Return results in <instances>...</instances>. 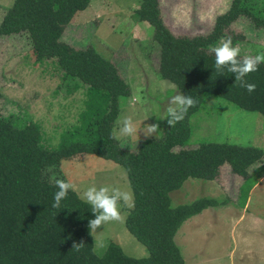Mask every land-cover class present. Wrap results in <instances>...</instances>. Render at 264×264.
Segmentation results:
<instances>
[{
    "label": "trees",
    "instance_id": "trees-1",
    "mask_svg": "<svg viewBox=\"0 0 264 264\" xmlns=\"http://www.w3.org/2000/svg\"><path fill=\"white\" fill-rule=\"evenodd\" d=\"M91 2L15 0L0 22V37L26 34L37 64L56 59L64 77L78 79L88 88L78 125L62 133L57 148L44 145L38 123L18 125L0 114V264H185L175 241L179 230L191 218L222 203L202 197L173 206L170 194L189 179L215 181L225 165L244 178L241 192H250L256 176L264 172V164L249 172L252 166L264 163V150L257 146L203 142L186 148L191 120L201 110L206 94L264 117V64L247 77L257 85L256 91L249 93L235 85L234 75L215 70L211 52L222 37L245 40L244 34L233 31L242 19L264 30V0H232L209 34L192 38L176 36L167 27L159 0H141L136 16L154 30L153 40L160 48L159 78L193 96L198 104L174 128L163 120L162 136L144 139L137 151L124 149L120 141L111 138L121 113L120 100L131 95L129 82L97 50L78 49L63 37L76 14ZM82 154L126 169L134 194L126 227L146 246L148 257L133 258L116 243H110L99 256L88 227L95 217L76 191L69 192L59 209L52 208L58 189L46 169H58L63 160ZM81 240L84 248L72 250L73 241Z\"/></svg>",
    "mask_w": 264,
    "mask_h": 264
},
{
    "label": "rangeland",
    "instance_id": "rangeland-1",
    "mask_svg": "<svg viewBox=\"0 0 264 264\" xmlns=\"http://www.w3.org/2000/svg\"><path fill=\"white\" fill-rule=\"evenodd\" d=\"M14 1L0 0V22ZM159 4L167 27L176 36L192 38L209 34L217 16L227 12L232 0H159ZM140 6L141 0H92L87 9L76 14L63 37L78 49L97 50L129 82L131 95L121 98L117 122L124 115H132L139 121L140 129L159 123L157 137H161L163 120L159 119L166 117L171 97L182 93L158 76L160 48L153 40L152 26L137 19ZM251 24L242 19L240 27L233 29L235 35L245 37H233V45H239L241 55L264 54V30ZM87 89L78 79L64 77L56 59L37 64L26 34L0 37V114L18 125L38 123L46 147L57 148L62 133L78 125ZM117 122L115 128L119 127ZM263 125L264 117L260 114L206 94L201 110L191 120V138L186 148L203 142L259 147ZM144 139L141 132L120 143L124 149L131 150L127 147L130 144L132 151H137ZM263 164L252 166L249 172ZM53 174L71 181L81 198L91 186L118 187L131 193L134 205L127 171L113 161L82 154L63 160L60 168L48 173L50 180ZM263 174L256 176L257 186L250 192L246 190L247 195L241 192L244 178L232 173L228 165L221 168L215 181L189 179L183 188L170 194L173 206L190 204L202 197L222 203L191 218L179 230L175 241L185 264H264ZM132 208H121L123 222H112L92 232L99 256L104 255L110 243L120 245L133 258L149 256L146 246L126 227Z\"/></svg>",
    "mask_w": 264,
    "mask_h": 264
},
{
    "label": "clouds",
    "instance_id": "clouds-1",
    "mask_svg": "<svg viewBox=\"0 0 264 264\" xmlns=\"http://www.w3.org/2000/svg\"><path fill=\"white\" fill-rule=\"evenodd\" d=\"M211 52L215 57L214 68L217 72L223 73L225 70L235 76V85L244 88L249 93L255 92L257 85L248 81L250 74L259 71L260 65L264 64V54L258 55H241L239 45L234 46L231 37H222L218 46H213ZM175 86V85H173ZM215 100L212 101V104ZM198 100L191 95L176 94L171 97L166 107L167 125L174 128L178 123L185 120L189 110L195 108ZM212 104H209L211 107ZM158 120V121H159ZM118 128H114L111 138L114 140H124L133 138L137 134L143 133L145 140L157 138L160 131V124L153 123L144 125L142 129L138 127L139 121H135L132 115H124L118 120ZM133 150L132 145H128ZM54 167L46 169L48 173H54ZM51 181L58 189L54 193L52 208L59 209L62 201H64L70 191H75V185L71 181L57 178L55 174L51 176ZM91 207L94 219L88 221L90 232H96L98 229L112 222H123L125 216L122 214L121 208L132 207L133 197L131 193L121 190L118 187L109 188L102 186L88 187L82 197ZM85 246L83 240L72 243V250L81 251Z\"/></svg>",
    "mask_w": 264,
    "mask_h": 264
},
{
    "label": "crops",
    "instance_id": "crops-1",
    "mask_svg": "<svg viewBox=\"0 0 264 264\" xmlns=\"http://www.w3.org/2000/svg\"><path fill=\"white\" fill-rule=\"evenodd\" d=\"M263 127H264V126H263ZM259 141H260V142H259V148H261V149L264 150V135H263L262 137L259 138ZM262 176H263V178H264V174H263ZM263 178H262V179H263ZM259 184H260V183H259ZM256 186H257V185H256ZM256 186H255V187H256ZM259 219H260V218H258V221H259Z\"/></svg>",
    "mask_w": 264,
    "mask_h": 264
}]
</instances>
